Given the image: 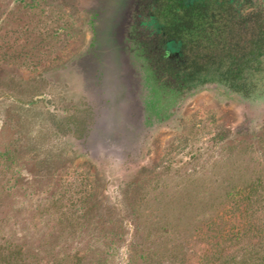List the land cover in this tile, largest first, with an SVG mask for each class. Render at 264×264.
<instances>
[{
    "label": "rangeland",
    "instance_id": "obj_1",
    "mask_svg": "<svg viewBox=\"0 0 264 264\" xmlns=\"http://www.w3.org/2000/svg\"><path fill=\"white\" fill-rule=\"evenodd\" d=\"M129 1L0 0V264H264V72L157 113Z\"/></svg>",
    "mask_w": 264,
    "mask_h": 264
},
{
    "label": "trees",
    "instance_id": "obj_2",
    "mask_svg": "<svg viewBox=\"0 0 264 264\" xmlns=\"http://www.w3.org/2000/svg\"><path fill=\"white\" fill-rule=\"evenodd\" d=\"M257 0H167L156 24L172 41L186 43L199 60L189 65V78L217 74L220 82L251 98L264 65V15ZM253 28L252 40H241ZM201 80L204 81L202 78Z\"/></svg>",
    "mask_w": 264,
    "mask_h": 264
},
{
    "label": "flooded vegetation",
    "instance_id": "obj_3",
    "mask_svg": "<svg viewBox=\"0 0 264 264\" xmlns=\"http://www.w3.org/2000/svg\"><path fill=\"white\" fill-rule=\"evenodd\" d=\"M167 0H130L123 11V24L132 38L125 58L129 64L138 62L147 69L155 92L151 102L157 113L173 111L192 89L189 65L198 62V53L186 48V43L172 41L156 22ZM227 1V0H217ZM264 15V11L260 10ZM155 113V112H154Z\"/></svg>",
    "mask_w": 264,
    "mask_h": 264
}]
</instances>
